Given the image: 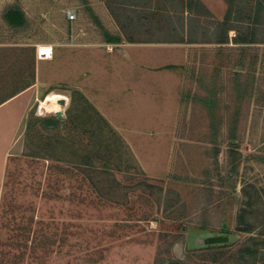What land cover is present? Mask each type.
<instances>
[{"label": "rangeland", "instance_id": "374dc122", "mask_svg": "<svg viewBox=\"0 0 264 264\" xmlns=\"http://www.w3.org/2000/svg\"><path fill=\"white\" fill-rule=\"evenodd\" d=\"M180 1L0 0V104L24 92L27 110L5 176L0 264H207L198 256L222 245L206 243L215 236L229 246L216 264H264V0H237L231 30L227 0ZM12 3L22 31L1 19ZM88 9L120 44L103 41ZM98 67L175 79L166 147L145 162L84 96ZM50 92L68 98L62 114L30 108ZM16 108L0 114L6 129Z\"/></svg>", "mask_w": 264, "mask_h": 264}, {"label": "crops", "instance_id": "0c3cea01", "mask_svg": "<svg viewBox=\"0 0 264 264\" xmlns=\"http://www.w3.org/2000/svg\"><path fill=\"white\" fill-rule=\"evenodd\" d=\"M152 61V57L147 55L144 63L146 66L155 67L151 65ZM99 73L98 67V75H90L82 79L84 96L120 133L135 156L141 158V154H151L154 152L153 149L166 147L162 142L165 135L161 133L167 129L178 99V88L170 71L163 70L156 73L145 70L140 76L131 72L122 77L102 76ZM12 105L17 108L14 119L9 121L7 129L5 120H0V210L12 139L27 115L24 102L19 100L11 101L1 107L0 114L5 113ZM150 131L155 135L147 134ZM151 148L153 149L149 151ZM5 154L8 156L4 158ZM139 162L145 160L141 158Z\"/></svg>", "mask_w": 264, "mask_h": 264}, {"label": "trees", "instance_id": "16d2710c", "mask_svg": "<svg viewBox=\"0 0 264 264\" xmlns=\"http://www.w3.org/2000/svg\"><path fill=\"white\" fill-rule=\"evenodd\" d=\"M236 1L237 0H227L226 1L227 3L226 12H225L223 20L220 23V25H226L227 27L226 30L233 29L232 26L229 24V21H230L232 9ZM261 1L262 0H256V3L258 6H261L262 4ZM179 4L181 6V9L189 11L191 7L193 6V1L192 0H186V1L181 0ZM88 12L93 22L98 27L99 33L103 41L106 44L115 45V44H120L122 42V38L120 35L110 33L98 21L96 16H94L91 13L90 9H88ZM1 19L4 25L13 31H22L27 26L26 16L18 3H12V4L5 6L1 12ZM243 42L248 43L250 42V40L246 38L243 40ZM228 252H229V246L227 244L209 246V247L202 249V252L200 253L198 257L201 262H205L207 264H216L220 261V259H224L225 256L228 254Z\"/></svg>", "mask_w": 264, "mask_h": 264}, {"label": "bare ground", "instance_id": "6f19581e", "mask_svg": "<svg viewBox=\"0 0 264 264\" xmlns=\"http://www.w3.org/2000/svg\"><path fill=\"white\" fill-rule=\"evenodd\" d=\"M51 52H52V48L50 46L39 45L37 47V54H43V56L44 55L46 56L43 57V59L51 58L50 56ZM23 93L24 92H21L16 96L6 100L2 104H0V108L4 107L11 101L15 100L18 96L22 95ZM67 103H68V98L66 96L59 93L50 92L42 99L35 97L30 108L36 106L38 109V113L40 115H43L45 113L57 114L58 112L62 114L65 111V106L67 105ZM6 156H8V154H5L4 158ZM153 224H155V222H153Z\"/></svg>", "mask_w": 264, "mask_h": 264}, {"label": "water", "instance_id": "95a60500", "mask_svg": "<svg viewBox=\"0 0 264 264\" xmlns=\"http://www.w3.org/2000/svg\"><path fill=\"white\" fill-rule=\"evenodd\" d=\"M60 115V113H57ZM228 241L227 237H222V236H215V237H209L206 239V243L209 245H215V244H224Z\"/></svg>", "mask_w": 264, "mask_h": 264}, {"label": "built area", "instance_id": "2783aa9c", "mask_svg": "<svg viewBox=\"0 0 264 264\" xmlns=\"http://www.w3.org/2000/svg\"><path fill=\"white\" fill-rule=\"evenodd\" d=\"M68 19L71 20V21L74 20L75 19V15L69 13ZM40 56H41V59H43V57H45V55L43 56V54L40 55Z\"/></svg>", "mask_w": 264, "mask_h": 264}]
</instances>
